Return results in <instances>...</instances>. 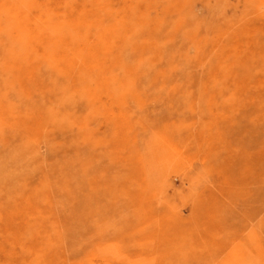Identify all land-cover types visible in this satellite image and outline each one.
Returning <instances> with one entry per match:
<instances>
[{"label":"rangeland","instance_id":"obj_1","mask_svg":"<svg viewBox=\"0 0 264 264\" xmlns=\"http://www.w3.org/2000/svg\"><path fill=\"white\" fill-rule=\"evenodd\" d=\"M0 3V264H264V0Z\"/></svg>","mask_w":264,"mask_h":264},{"label":"bare ground","instance_id":"obj_2","mask_svg":"<svg viewBox=\"0 0 264 264\" xmlns=\"http://www.w3.org/2000/svg\"><path fill=\"white\" fill-rule=\"evenodd\" d=\"M0 1H1V0H0ZM14 2H15V1H14ZM3 3H4V2H3ZM3 3H2V4H3ZM85 3H86V2H85ZM4 4H5V3H4ZM11 4H13V3H11ZM0 5H1V3H0ZM85 5H87V4H85ZM100 5H101V4H100ZM8 6H9V5L7 4V8H8ZM23 6H24V5H23ZM111 6H112V5H111ZM103 7H104V6H103ZM146 7H147V6H146ZM2 8H3V7H2ZM4 8H6V6H4ZM53 8H54V7H53ZM12 9H13V8H12ZM18 9H19V8H18ZM20 9L22 10V7H21ZM5 10H6V9H5ZM15 10H16V8H15ZM123 10H124V9H123ZM10 11H11V9L9 10V14L12 13V11H11V12H10ZM92 11H93V10H92ZM7 12H8V11H7ZM14 12H15V11L13 10V13H14ZM17 12H18V11H17ZM90 12H91V11H90ZM18 13H19V12H18ZM18 13H17V14H18ZM22 13H23V12H22ZM18 15H19V14H18ZM11 16H12V15H11ZM26 16H27V15H26ZM8 18H10V16H9ZM27 18H28V17H27ZM137 18H138V17H137ZM10 19H12V18H10ZM8 20H9V19H8ZM9 21H11V20H9ZM12 21H13V20H12ZM12 21H11V22H12ZM11 22H10V23H11ZM12 23H13V22H12ZM28 23H29V22H28ZM22 24H25V25H26L27 22H25V23L23 22ZM9 25H11V24H9ZM9 25H8V26H9ZM25 25H24V26H25ZM48 25H49V24H48ZM57 25H58V24H57ZM16 26H19V25L16 24ZM26 26H27V25H26ZM51 26H53V25H51ZM51 26H50V27H51ZM58 26H59V25H58ZM6 27H7V26H6ZM10 28H11V27H10ZM56 28H57V27H56ZM31 29H32V28H31ZM34 29H35V28H34ZM48 29H49V28H48ZM51 29L54 30L53 28H51ZM28 30H29V28H28ZM13 31H14V30H13ZM17 31H18V30H17ZM57 31H58V29H57ZM11 32H12V31H11ZM54 32H55V31H54ZM16 33H17V32H16ZM18 33H19V31H18ZM29 33H30V32H29ZM50 33H51V32H50ZM22 34H23V33H22ZM29 35H30V34H29ZM51 35H52V33H51ZM53 35H54V34H53ZM73 35H74V34H73ZM54 36H55V35H54ZM21 37H22V36H21ZM22 39H24V38H22ZM16 40H17V39H16ZM18 43H19V42H18ZM20 44H21V43H20ZM20 47H21V46H20ZM22 47H23V46H22ZM58 47H59V46H58ZM58 47H57V48H58ZM58 49H62V48L59 47ZM58 49H56V50H58ZM124 49H125V48H124ZM89 50H90V49H89ZM60 51H61V50H60ZM126 58H127V57H126ZM79 60H80V59H79ZM145 72H146V71H145ZM142 75H143V74H142ZM140 76H141V75H140ZM145 76H146V75H145ZM143 78H144V75H143ZM38 119H39V118H38ZM160 214H161V213H160ZM36 237H37V236H36ZM30 242H31V241H30ZM136 262H137V261H136Z\"/></svg>","mask_w":264,"mask_h":264}]
</instances>
